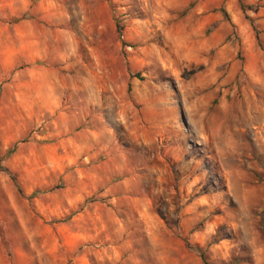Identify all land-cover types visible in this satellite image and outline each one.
<instances>
[{"label":"rangeland","instance_id":"1","mask_svg":"<svg viewBox=\"0 0 264 264\" xmlns=\"http://www.w3.org/2000/svg\"><path fill=\"white\" fill-rule=\"evenodd\" d=\"M0 165V264H264V0H0Z\"/></svg>","mask_w":264,"mask_h":264},{"label":"trees","instance_id":"2","mask_svg":"<svg viewBox=\"0 0 264 264\" xmlns=\"http://www.w3.org/2000/svg\"><path fill=\"white\" fill-rule=\"evenodd\" d=\"M240 7L243 9L244 8V5L242 4V2H240ZM31 16L28 14V13H24V14H22V15H20V16H16V17H13L12 19H10L8 22H13V23H16V22H18V21H20V20H24V19H27V18H30ZM256 38H257V40H258V35H257V33H256ZM13 150H10L9 152H8V154H10L11 152H12ZM0 170H4L5 172H8V169H6L4 166H2V165H0ZM12 179H13V181H14V184H15V186H16V188H17V190H18V192L21 194L22 193V189H21V187L19 186V184L17 183V181L14 179V177L12 176ZM187 246H188V248H193L194 250H196L197 252H199V255L202 257V260L204 261V262H206L205 261V254L199 249V248H197V247H192L191 245H189L188 243H187Z\"/></svg>","mask_w":264,"mask_h":264},{"label":"crops","instance_id":"3","mask_svg":"<svg viewBox=\"0 0 264 264\" xmlns=\"http://www.w3.org/2000/svg\"><path fill=\"white\" fill-rule=\"evenodd\" d=\"M21 22H30V20H23ZM48 83L45 85V87L42 88V86H38L39 90L38 92H36V98H38L41 102H46L47 101V98H49L52 94L49 93L51 91V88H53L54 86V83H52L50 80L47 81ZM46 138V137H45ZM13 155V154H12ZM11 155V156H12ZM9 156V157H11ZM8 157V158H9ZM6 159V158H5ZM6 169H9L7 166L3 165ZM5 173L6 172L4 170H0V173ZM28 192V191H26ZM107 192V191H106Z\"/></svg>","mask_w":264,"mask_h":264}]
</instances>
